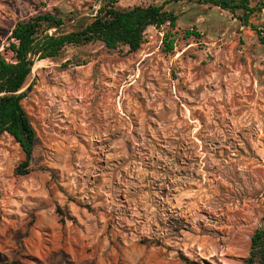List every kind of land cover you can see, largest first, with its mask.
Masks as SVG:
<instances>
[{"label": "rangeland", "instance_id": "rangeland-1", "mask_svg": "<svg viewBox=\"0 0 264 264\" xmlns=\"http://www.w3.org/2000/svg\"><path fill=\"white\" fill-rule=\"evenodd\" d=\"M100 1L0 0V54L18 21ZM151 3L164 0L118 5ZM165 7L177 26L148 28L137 52L96 44L36 63L28 174L0 137V262L246 264L264 226V45L226 11ZM252 21L264 31V12Z\"/></svg>", "mask_w": 264, "mask_h": 264}, {"label": "trees", "instance_id": "trees-1", "mask_svg": "<svg viewBox=\"0 0 264 264\" xmlns=\"http://www.w3.org/2000/svg\"><path fill=\"white\" fill-rule=\"evenodd\" d=\"M123 0H101L95 13L85 16L78 10L65 12L55 8L28 20L16 23L9 37L7 52L10 59L0 54V137L11 135L19 144L25 158L16 168L19 175L28 174L34 159L37 132L23 100L31 87L23 90L38 61L56 59L69 47H88L102 44L109 50L125 47L134 53L145 42L150 27L177 26L178 15L165 5L191 3L226 11L242 27H250L264 45V31L252 19L264 12V0H164L122 9ZM194 34L188 31L187 35ZM176 37L169 31L163 39L166 53L175 50ZM77 65H82L77 62ZM187 264H196L185 260ZM246 264H264V226L256 229ZM0 264H20L0 262Z\"/></svg>", "mask_w": 264, "mask_h": 264}]
</instances>
